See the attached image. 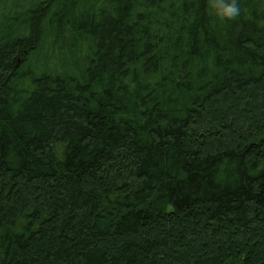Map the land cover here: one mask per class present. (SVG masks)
<instances>
[{
  "label": "trees",
  "instance_id": "1",
  "mask_svg": "<svg viewBox=\"0 0 264 264\" xmlns=\"http://www.w3.org/2000/svg\"><path fill=\"white\" fill-rule=\"evenodd\" d=\"M0 0V264H264V0Z\"/></svg>",
  "mask_w": 264,
  "mask_h": 264
},
{
  "label": "clouds",
  "instance_id": "2",
  "mask_svg": "<svg viewBox=\"0 0 264 264\" xmlns=\"http://www.w3.org/2000/svg\"><path fill=\"white\" fill-rule=\"evenodd\" d=\"M211 7L222 19H234L241 12L238 0H211Z\"/></svg>",
  "mask_w": 264,
  "mask_h": 264
}]
</instances>
